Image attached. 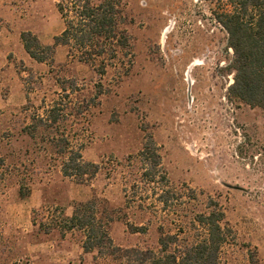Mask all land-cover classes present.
Segmentation results:
<instances>
[{
	"label": "rangeland",
	"instance_id": "374dc122",
	"mask_svg": "<svg viewBox=\"0 0 264 264\" xmlns=\"http://www.w3.org/2000/svg\"><path fill=\"white\" fill-rule=\"evenodd\" d=\"M56 3L5 0L6 23L45 43L47 26L65 27ZM125 6L133 46L104 74L63 45L53 65L16 53L0 60V264H116L85 253L83 231L58 226L63 211L71 216L92 198L116 245L152 249L162 233L198 239L195 214L217 202L230 229L220 264L253 257L264 264V110L228 92L233 49L217 13L230 7L226 0ZM56 102L59 122H38ZM62 134L99 164L96 175H63Z\"/></svg>",
	"mask_w": 264,
	"mask_h": 264
},
{
	"label": "trees",
	"instance_id": "16d2710c",
	"mask_svg": "<svg viewBox=\"0 0 264 264\" xmlns=\"http://www.w3.org/2000/svg\"><path fill=\"white\" fill-rule=\"evenodd\" d=\"M226 2L230 8L217 13V19L226 30L229 46L233 49L230 69L234 72V82L229 86V95L264 110V0ZM56 6L65 27L54 37L52 44L43 43L31 30L22 32L25 49L37 62L53 65L57 47L63 45L68 47L70 58L76 57L80 62L97 66L104 74L120 49L127 52L132 49L125 0H57ZM61 111L60 103L56 102L38 122H50L52 126L59 122ZM56 147V152L64 156V176L84 181L99 172V164L85 160L83 145H74L62 134ZM152 155L151 165L156 167L160 157L156 153ZM3 161L0 159V164ZM19 193L21 198H27L31 190L23 184ZM162 199L168 203V198L162 196ZM62 215L58 225L62 233L75 229L83 231L84 252L96 251L95 261L104 259L116 264H220L221 250L230 232L224 222L226 214L217 202L210 206L209 212L195 214L192 225H198L204 231L198 234V239L188 241L183 238L181 242L177 232L162 233L157 249L116 245L107 222L99 215L96 198L75 204L71 216L65 215L64 211ZM44 226L41 223L40 227ZM251 264H257L254 257Z\"/></svg>",
	"mask_w": 264,
	"mask_h": 264
},
{
	"label": "crops",
	"instance_id": "0c3cea01",
	"mask_svg": "<svg viewBox=\"0 0 264 264\" xmlns=\"http://www.w3.org/2000/svg\"><path fill=\"white\" fill-rule=\"evenodd\" d=\"M4 2L5 0H0V60L8 59L10 53H16L18 56H20L23 59L24 58L33 59L26 51L22 37H21L22 32L28 31V30L19 31L18 29H16V27L10 29V26L7 25L6 23L7 21L6 8L7 7L6 5H4ZM60 33L61 32L55 31V26L53 25L47 26V29L42 32L44 36L47 35L45 44H52L54 42V37ZM12 36L15 37L14 38L15 40L14 39L10 40V37Z\"/></svg>",
	"mask_w": 264,
	"mask_h": 264
},
{
	"label": "water",
	"instance_id": "95a60500",
	"mask_svg": "<svg viewBox=\"0 0 264 264\" xmlns=\"http://www.w3.org/2000/svg\"><path fill=\"white\" fill-rule=\"evenodd\" d=\"M188 84H189V87H188V98H189V102L191 103L192 102V92H191V89H192V84H193V81L191 78H188ZM233 188H239L237 186H231Z\"/></svg>",
	"mask_w": 264,
	"mask_h": 264
}]
</instances>
